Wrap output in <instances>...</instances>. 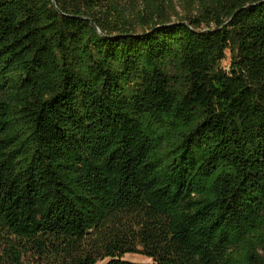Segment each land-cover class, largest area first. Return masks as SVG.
I'll return each mask as SVG.
<instances>
[{"label":"trees","instance_id":"obj_1","mask_svg":"<svg viewBox=\"0 0 264 264\" xmlns=\"http://www.w3.org/2000/svg\"><path fill=\"white\" fill-rule=\"evenodd\" d=\"M127 254L264 264V0H0V264Z\"/></svg>","mask_w":264,"mask_h":264},{"label":"rangeland","instance_id":"obj_2","mask_svg":"<svg viewBox=\"0 0 264 264\" xmlns=\"http://www.w3.org/2000/svg\"><path fill=\"white\" fill-rule=\"evenodd\" d=\"M177 11L181 12V9L178 7ZM221 65H222V68L227 71L229 67V54L228 53L226 55L225 61L222 62ZM122 260L125 262L135 263V264H151L152 263L151 259L146 258L145 256H142V255H138V254L137 255L127 254L123 256ZM109 261H110L109 259H105L103 261L98 262L97 264H107Z\"/></svg>","mask_w":264,"mask_h":264}]
</instances>
